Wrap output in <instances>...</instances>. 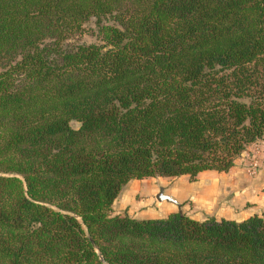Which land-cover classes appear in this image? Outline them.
Returning <instances> with one entry per match:
<instances>
[{
	"label": "trees",
	"instance_id": "1",
	"mask_svg": "<svg viewBox=\"0 0 264 264\" xmlns=\"http://www.w3.org/2000/svg\"><path fill=\"white\" fill-rule=\"evenodd\" d=\"M263 133L264 0H0V264H264V209L111 212Z\"/></svg>",
	"mask_w": 264,
	"mask_h": 264
},
{
	"label": "crops",
	"instance_id": "2",
	"mask_svg": "<svg viewBox=\"0 0 264 264\" xmlns=\"http://www.w3.org/2000/svg\"><path fill=\"white\" fill-rule=\"evenodd\" d=\"M264 143V133L259 138ZM264 145V144H263ZM245 151L234 160L233 165L226 171L203 170L196 174L193 180L183 184L191 198L195 200L200 217L185 213L195 219L212 216L215 219L226 218L240 220L251 214L260 215L264 209V147L261 151V164L255 175L249 176L244 171V163L250 152ZM183 176V175H179ZM139 179L128 180L118 192L117 197H124L134 191V182ZM126 186V187H125ZM125 187V188H124ZM124 191V192H123ZM113 200V202L115 201ZM111 204V212L122 214V210ZM124 206V203H123ZM126 215L134 218L141 216Z\"/></svg>",
	"mask_w": 264,
	"mask_h": 264
},
{
	"label": "rangeland",
	"instance_id": "3",
	"mask_svg": "<svg viewBox=\"0 0 264 264\" xmlns=\"http://www.w3.org/2000/svg\"><path fill=\"white\" fill-rule=\"evenodd\" d=\"M82 27L81 33L74 37L72 41L100 43L93 18L84 22ZM260 164L261 161L259 166ZM193 179L188 178L187 175H183L173 177L154 176L136 180L134 182V191H131L129 195L125 194L124 197L118 196L113 202V206L118 207L120 210L123 209L122 214L128 213L143 218L165 216L174 211L194 214L200 217L202 214H199V209H197L199 206H197L195 200L191 198L187 191H180L185 189L183 184ZM158 193L169 196L175 203L164 199L157 200L156 195Z\"/></svg>",
	"mask_w": 264,
	"mask_h": 264
},
{
	"label": "built area",
	"instance_id": "4",
	"mask_svg": "<svg viewBox=\"0 0 264 264\" xmlns=\"http://www.w3.org/2000/svg\"><path fill=\"white\" fill-rule=\"evenodd\" d=\"M263 144L264 143L260 142L259 138L248 144L249 149H247V151L250 152V155L244 163V171L249 176H253L259 167V163L262 159L260 152L263 151Z\"/></svg>",
	"mask_w": 264,
	"mask_h": 264
},
{
	"label": "water",
	"instance_id": "5",
	"mask_svg": "<svg viewBox=\"0 0 264 264\" xmlns=\"http://www.w3.org/2000/svg\"><path fill=\"white\" fill-rule=\"evenodd\" d=\"M156 199H157V200L164 199V200H166V201H170V202H172V203H175V201H174L172 198H170L169 196H166V195H162V193H158V194L156 195ZM86 236L88 237L87 233H86Z\"/></svg>",
	"mask_w": 264,
	"mask_h": 264
}]
</instances>
